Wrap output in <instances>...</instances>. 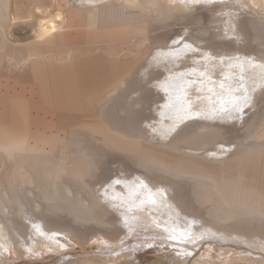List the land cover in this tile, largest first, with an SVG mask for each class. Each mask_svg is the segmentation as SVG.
Instances as JSON below:
<instances>
[{"label":"bare ground","instance_id":"bare-ground-1","mask_svg":"<svg viewBox=\"0 0 264 264\" xmlns=\"http://www.w3.org/2000/svg\"><path fill=\"white\" fill-rule=\"evenodd\" d=\"M199 3L231 11L225 18L217 19L216 22L223 21L218 33L214 31L208 39L195 40L189 36L182 39L177 31L157 39V32L169 27L179 12L189 15ZM247 9L248 14H261L264 0H0V69L22 76L29 70L30 76L24 75L28 84L54 80L65 87L74 84L73 72L76 77L82 73L86 78L101 75L97 81L95 77L94 84H87L89 88L84 87L87 105L125 112L126 118H120L118 128L111 129L106 137L95 136L96 142L135 154L144 121L143 111L137 107L151 104L153 84L160 90L161 100L155 109L156 122L148 126L168 140L161 143L163 146L179 151L182 144L201 150L222 145V150H207L209 157L218 158L215 161L221 163L230 161L231 166L239 169L264 153V115L258 123L253 119L259 115L263 99L254 91L264 85V55L241 46V41L253 38L259 42L263 35L254 34L259 18L233 13ZM207 28L200 32L210 34L211 29ZM22 41L30 43L20 45ZM123 59L126 62L116 64ZM43 69H48L49 74ZM24 83L3 84L7 91L11 86L12 91L8 98H0V107L16 109L10 122L0 119V264H56L61 262V255L69 256L61 262L64 264H94V253L79 249L94 236L102 240L96 246L101 248L100 255L123 253L107 260L110 264L135 253L142 257L143 252H152L153 245L177 248L173 260L187 258L206 242L209 246L204 255L209 257L216 242H236L264 251V192L225 174L218 177L175 161L137 155V164L147 174L133 170L139 175L107 176L102 179L99 194L93 193L90 182L95 176L88 166L96 169L98 164L86 152H70L73 136L70 137L69 128L42 130L38 124H29L23 108ZM136 93L138 96L133 97ZM72 100L77 104L76 96ZM251 103L255 112L243 122L252 130L245 138L248 143L228 156L224 148L231 144H222V139L219 143L223 138L220 131L237 125L224 128L209 121H230ZM121 104L123 107L118 109ZM182 124L181 134L170 138ZM157 171L194 180L198 190L193 194L195 199L189 200L183 188L178 193V186L156 180L151 173ZM57 179L63 186L61 195L57 190L48 195L46 183L51 181L54 185ZM37 196L54 203L46 207ZM103 200L110 202L120 215L111 214ZM195 202L209 207L206 214ZM52 210L69 211L78 220L95 221L101 229L81 230L52 216ZM106 216L110 218L107 220ZM121 232L125 238L116 247L114 243ZM61 236L70 243L61 240ZM75 244L77 249L63 252ZM230 262L228 259L219 263ZM256 263L264 264V260L257 259Z\"/></svg>","mask_w":264,"mask_h":264},{"label":"rangeland","instance_id":"rangeland-1","mask_svg":"<svg viewBox=\"0 0 264 264\" xmlns=\"http://www.w3.org/2000/svg\"><path fill=\"white\" fill-rule=\"evenodd\" d=\"M213 6H212V4L208 5L206 3H201V4L199 3L195 7L196 9L194 8L195 10H193L189 15H188L189 12L188 13L187 12L186 13L185 12H179L177 14V17L175 18L176 20H172L170 22L169 27L163 28L157 32V34H156L157 39H159V40L165 39L166 37H170L172 34H174L177 31L183 35L182 39L187 38L188 36H189V38L192 37L195 40L196 39H202V38H205V39L210 38V36L212 35V33L214 31L216 33H218L220 31L219 28H221V25L223 26V21H219L220 22L219 23V22H216L217 19H220V17L225 18L227 13L231 12L230 10H228V12H224L220 9H213ZM246 8H248V7H246ZM248 9L245 10V12H247V14L250 11V10L248 11ZM216 11H218V12L216 13ZM207 12H209V13L207 14ZM245 12H244V10H243V12H242V10H240L239 12L233 11V13H236V14L242 13L247 18H251V15L252 16L254 15L255 17L254 16L253 17L256 20L259 18L257 20L258 21L257 24L259 25L258 29H257V31H255V32L253 31V32L257 36H259V34L261 36L263 35V38L259 39V42L253 38H251V39L248 38V39H246V42L241 41V43H242L241 46H243L244 49H246L248 51L249 50L254 51L253 53L260 52V54L262 53L264 55V44H262V43H264L263 42L264 41V32H263L264 31V17H262L263 19L260 18L261 16H264V12L261 11L262 15L260 14V11L258 13L256 12L255 14L249 13L248 15ZM183 13L187 14L186 15L187 17ZM199 14H200V16H199ZM257 14H260V15L257 16ZM180 15H181V17H180ZM198 21H200V23H198ZM215 22H216V24H215ZM221 22H222V24H221ZM201 25L203 28L208 27L207 29H209V30L211 29L210 34L203 35L202 32H200V29H203L201 27ZM199 26H200V28H199ZM253 32H252V34H253ZM168 39L170 40V38H168ZM250 40H252V41H250ZM180 41H182V40L180 39ZM256 42L259 44H257ZM29 43H30L29 41H27V42L24 41V43L22 41L20 45H26ZM206 43L207 42L205 41L204 45ZM124 62H126V59L118 60V61H116V64L118 65V64H120V63L122 64ZM126 65L127 64H125V66ZM43 71L46 74H49L48 69H43ZM161 72L163 73V71H161ZM24 75L30 76V71L27 70V72L25 74H23V76H22V75L11 73L10 71H7L6 69H0V98H8L10 95L8 92L11 93V91H12L11 86H9L10 91H7V89H5L6 87L3 86V84H8V85L12 84L13 85V83H16V82H19V83L25 82L24 83L25 84L24 90L22 93V98L25 99V101L23 102V108L25 109V111L28 114L29 124H31V125H34V124L37 125L38 124V126L42 130H55V129H61V128H69L70 129L69 130L70 137L73 136L72 137L73 139L70 138V141H69V148L68 149L70 150V152L73 151V153H76V154H82V153L86 152V153H88L89 157H91L92 161H94L95 164H98L96 169L93 166L92 167L88 166V169H90L89 172L91 173V175L95 176L94 178L91 177V178H93L92 180L90 179L91 180L90 184L92 185L91 191L97 195L99 194V191H100L101 186H102V179L107 177V176H113V175L118 174L121 176H124V175L128 176V177L131 176V178H133V177H135V175H139V174H136L135 172H131L133 170L139 171L140 174H145V173L147 174L146 170H144L142 167H140L137 164V159L140 156H142V157L147 156V157H150V158H153L156 160H160V161H175V162H178L179 164H181L185 167H188V168H192V169H196V170L203 169V170H205L211 174L213 173V175H216V176L219 175L218 177L225 174L226 176H229V177H232L236 180H239L244 185L251 186L253 189H255L257 191L264 192V169H263L264 168V153H261L258 157L253 159L251 161V162H253L252 164H250L251 163L250 162V163L240 167L239 169H237V168H234L233 166H231L230 161L225 162V163L217 162V161H215L218 159L216 157L217 159L214 158L213 159L214 162H213V160H212L213 156L209 157V153L207 152V150L210 151L209 150L210 148L214 149V148H218V147H219V149L221 147V150H222L223 149L222 145H220V146L215 145V147H214V145L209 146L207 149L203 148L204 150L196 148V149H198V150H196V149H193V147L182 144L181 145L182 148L179 151L173 150V149L168 148L166 146H163L161 143H168V140L167 141L164 140L160 133H157L156 131H152L150 129V127L148 126L149 123L154 124L156 122V120L154 119V117L156 116V114H155L156 110L155 109L157 106H159V103L161 100V96L159 95L160 90H157L155 87H152L153 84H150L151 85L150 87L153 90L152 94H151L152 95L151 96V99H152L151 104L147 105L146 107L145 106L137 107L138 109L143 111V115L141 118L144 119V121H142L143 129H144V130L142 129V133L143 132L144 133L143 134L141 133V136L137 140V141H139L138 145L140 147L138 146V148H137L138 151L135 154V153H131V152L127 153L124 151H119V150L113 149L112 147L103 145L99 141H97L98 143L96 142L97 139L95 136H97L99 138L106 137V134H108L111 129L116 130L118 128V125H119L118 122L119 121H121L123 118H126L125 112L120 111L118 113H114L112 111H108L109 109L107 110L105 108V106H97V104L87 105L86 97L84 94L86 92L85 91L86 89L84 87L89 88L87 84H90V85L94 84L93 81H95V77H96V81H97L98 79L102 78L101 75H97L95 77L89 76L88 78H86V74L82 73L78 77H76V73L73 72L71 76H73V78H74V80H73L74 84L69 83L66 87L61 82L54 81V80H51V81L48 80V81H43V82H41L39 80L35 84H33V83L28 84L27 83L28 81L24 80L26 78V77H24ZM263 86L254 91L255 92L254 95L258 93L259 96H261L263 98V99L261 98L262 100H260V103H259V107H260L259 115L260 116L259 115L256 116L259 120L256 119V117L253 118V119L257 120L256 121L257 123L260 122V120L262 119V117L264 115V108H263L264 107V105H263L264 104V88H263ZM75 96H76L77 104H74L73 103L74 100H72L73 97H75ZM132 96L136 97V96H138V94L137 95L133 94ZM8 107H9L8 105H5L4 107H0V117H1L0 119L5 120V121L7 120L10 122L12 120L11 119L12 111H14L16 109L13 108L11 111ZM122 107H123V105L121 104L117 108L119 109ZM254 112H255V109L252 108V103H251L250 105L247 106V108L243 109L237 116H234V119H231L230 121H224V122L209 121L212 123H214V122L217 124L219 123V125H221V127H224V128H226L229 125L232 126L233 123H234V125H237V126H235V128H227V129H222L220 131L221 133H223L222 134L223 138L219 139V143L224 141V142H222V144L223 143L224 144H231L230 147L224 148L225 150L227 149V151L229 153V154L226 153V155L228 154V156H229V155L235 153L236 151H238L237 149L241 150L243 145L245 143H248V141H245V138L248 137V135L252 132V130L248 128V125L245 126V124L243 122L245 120H247L252 113L254 114ZM120 118H122V119H120ZM238 118H239L240 122H238L239 121ZM125 120H128V119H125ZM198 120L199 121H206V120H200V119H198ZM129 121H130V119H129ZM189 121H192V120H189ZM189 121H187V122H189ZM9 122H8V124H9ZM143 122H144V124H143ZM8 124H7V126H8ZM183 124L186 125L189 123L184 122ZM183 124L178 128V130H176V132L173 133V135L170 138H173L174 136L181 134V131L183 130V128H182ZM146 130H147V132H146ZM157 137H159V138H157ZM94 138H95V143L93 142ZM82 139H84L86 141V144L88 146H86V144L84 143V141ZM158 139L159 140L161 139L162 141H159ZM221 139H222V141H221ZM81 140L83 141V143H82L83 149L82 150L80 149V147H82V144L80 145V143L82 142ZM153 142H155V143H153ZM78 143H79V145H78ZM75 147H77V148H75ZM77 150H78V152H77ZM79 150H81V151H79ZM187 151H188L189 155L187 154ZM191 154H192V156H190ZM205 156H206V158H205ZM208 158H210L211 160L210 159L208 160ZM54 162L57 163V160L55 159ZM162 173H164V172H160V171L152 172L151 176L156 178V180H158L159 182L162 181V183L167 182V184H170V185L173 184V186H175L176 188L178 186V189H176V191L178 193L180 192V189L183 188L187 192V194H188L187 197L189 200L195 199V195H193V194H196L198 192V190H197V184L194 180H191L189 178H178V177H176V176L174 177L173 175H170V174H166L169 176V177L168 176L166 177L165 173H164V176L162 175ZM229 173H231V174L234 173V174L229 175ZM148 174L150 175V173H148ZM155 174H157V175L155 176ZM170 176L171 177L173 176V177L171 178ZM165 178H166V180H165ZM115 180H112L111 182H115ZM54 185H55V187H54ZM54 185L51 181H48L46 183V187L48 188L47 194L52 195L53 191L57 190L58 195H61V192L63 190V186H62L61 181H58V179H57L55 181ZM205 188L206 187H204L203 189H205ZM37 197H35V198L33 197V198L36 199ZM34 199H32V200L34 201ZM37 199L40 201V203L43 201L42 205H45L46 207L50 206L54 203V202L50 203L51 202L50 200H45L44 198H42V196H41V198L38 197ZM46 201L48 204L46 203ZM195 203L199 206V207L198 206L197 207L200 208L201 213L206 214L209 207H207L205 205V208H204V206L199 205V203H197V202H195ZM103 204L107 208V210L110 211V213L112 211L111 214L116 215L117 217H118V215H120L119 213H116L115 208L110 205V202L103 200ZM106 205H109V206L107 207ZM109 207H110V209H109ZM56 212H57L56 210L55 211L52 210V212H50V214L52 216H55L56 218H62L64 221L70 222L71 224H74L77 228H79L81 230H84L86 228L87 229L92 228V229H98V230L101 229V227L98 225L97 222L91 221V220L90 221L78 220L76 218V216L71 214L69 211H60L57 213ZM109 218H110V216H106L107 220ZM237 222H242V221H237ZM60 238L63 241L65 240L66 243H68V244L70 243L67 239H65L64 236H61ZM124 238H125V233L121 232L119 239H118V242L114 243V244H116L114 246H116V247L121 246L122 245L121 241L124 240ZM97 239H99V236H94L89 242L82 244V247L80 246L79 249L80 250L83 249L82 251L94 253L91 256L94 264H99V263L110 264V263H112V262H109L110 261L109 259H115L114 255L116 253L113 254V256H107V257L103 254L100 255L101 248L100 247L97 248L96 246H98L97 244L102 242V240L98 241ZM119 242H121V243H119ZM208 246H209V243H207V242L203 243V245L197 247L193 253H189L187 258H182L181 260H173L171 257L173 256L175 251H177V248H174V249L168 248L167 249V248H165V246L161 247L160 245H157V246L153 245V247L151 246L152 248L150 247L152 252H149V251H147L146 253L143 252L142 257L140 256V254L136 255V253H135L132 257H128V258L127 257L126 258L120 257L119 261L118 260L115 261L116 263L114 261L113 262L115 264H182L183 262L185 264H200V263L202 264L204 262V260L206 259L205 260L206 263L204 262L205 264H218L219 262L222 263L226 260L228 261V259H229V261H231L230 263H232V264L233 263L234 264L235 263H237V264H257L256 263L257 259L264 260V251L263 250H260V249L258 250L255 247L246 246L244 244H239V243L233 242L231 244H225L224 243L223 245H221V244H218V242H216L213 245L215 250H214V253H212V257L204 255V251L206 250V248H208ZM250 248H252V249H250ZM65 249L66 250H64L63 252H70L71 249H77V246H76V244L75 245H69ZM125 250L126 249H124V251ZM231 250H233L237 254L234 255ZM261 251H262V253H261ZM120 253L123 254L122 252H120ZM121 254H116V256H120ZM246 255H248V256H247V258L244 259V257H246ZM239 256H241L242 259ZM66 257L68 258L69 256L68 255L67 256L61 255L58 258L61 259V262H64L65 260H67ZM104 259L106 261L109 260V261H107L108 263ZM207 259H209V260H207ZM213 259L215 261H217L218 263L217 262L215 263ZM102 260H103V262H102ZM196 260H198V261H196ZM200 260H203V262ZM241 260H243V261H241ZM98 261H100V262H98ZM211 261H212V263H211ZM61 262L58 261V262H56V264H64Z\"/></svg>","mask_w":264,"mask_h":264}]
</instances>
